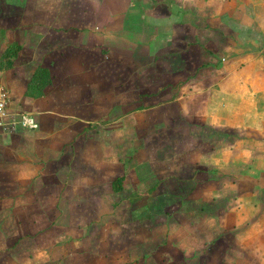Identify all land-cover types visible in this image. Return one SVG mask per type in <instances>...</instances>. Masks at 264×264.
<instances>
[{
  "label": "crops",
  "instance_id": "obj_1",
  "mask_svg": "<svg viewBox=\"0 0 264 264\" xmlns=\"http://www.w3.org/2000/svg\"><path fill=\"white\" fill-rule=\"evenodd\" d=\"M263 8L259 0H0V57L22 46L0 75L13 74L12 110L39 122L14 134L0 128V264H74L71 237L83 225L76 193L177 198L165 212L181 222L166 239L137 237L153 246L143 259L192 261L196 247L203 261L264 264L254 246L264 237L253 232L262 221ZM39 66L52 82L28 96ZM245 181L254 193H240ZM225 230L238 248L207 252L221 248Z\"/></svg>",
  "mask_w": 264,
  "mask_h": 264
},
{
  "label": "rangeland",
  "instance_id": "obj_2",
  "mask_svg": "<svg viewBox=\"0 0 264 264\" xmlns=\"http://www.w3.org/2000/svg\"><path fill=\"white\" fill-rule=\"evenodd\" d=\"M259 1L264 2V0ZM259 11L262 12L264 16V8L259 9ZM2 32L3 31L0 30V36ZM12 77V72H7L4 76L0 75V83L6 85L5 82H8L7 84H10V82H12ZM16 98L19 106L23 110L29 109L26 103H29L28 100H30V98H21V88H18V85H16ZM22 100L23 103H20ZM96 125H99V123ZM0 128L3 129L4 132H12L13 134L19 133L22 130H29L22 127L16 129ZM131 152L130 150V153ZM76 156H79V153H76ZM263 169L264 166H258V177L256 182V193H262L260 196H257L258 207H261L258 218H261L262 221L259 222L255 230H253V232H258L260 237H264V228L262 225L260 226V223L264 222ZM117 173L118 171H113L112 174L108 176V180L116 176ZM249 184H251V187L254 185L253 182H242L240 193H254V188L249 189ZM65 195L68 198L70 197V194ZM151 198L152 193H76V199L73 198V201L77 203L76 213H78V215H76V221L83 225L81 226L82 230H76L72 234L73 237H71L72 239L76 238V259L74 264H220L215 261L207 262L203 261V259L201 260L202 257L199 256V254H197V256L194 254L198 253L196 247H194L195 250H193V255H191L195 257L192 261L190 259V261H179V263H175V261L169 260L167 256L155 258L156 260L154 261L150 258L147 259L149 261L143 259L141 254H147L153 249V246H142V244H139L138 242L140 239L139 241L137 240L139 235L145 234V238L149 235L155 237L153 239L163 241V239H166V236H168V231H166L167 227L171 225L175 226V223L178 224V222H181L179 220L176 222L174 214L165 212L166 209L170 208V205L176 203L177 198H170L167 194L166 197L162 196L160 199L151 200ZM246 198L249 200L252 199V196L251 198ZM217 204L219 205L220 201L214 200L213 205ZM178 205L179 204L176 203V206ZM196 217H200V215ZM217 219L224 220L223 213L209 214V221L216 223ZM154 226L156 231L153 236ZM214 227L212 224V228ZM214 231L209 230L210 239L213 236L214 238L217 237ZM224 232L223 235L219 233L220 237H226L224 238V244L220 245L221 248L216 250L213 245L210 246L209 250L205 248L207 252L217 255V253H225L228 250L232 252L233 249L238 248L234 246L232 242L234 237L233 230H225ZM68 233H70V231H68ZM84 233L87 234L84 235ZM152 237L151 240H153ZM66 245L69 244H63L68 250ZM254 246H256L258 250V255L264 256V242L263 244ZM161 250L168 252L167 247L162 246ZM182 250L185 251V247H182ZM62 254L64 255V253ZM137 257L140 259H137Z\"/></svg>",
  "mask_w": 264,
  "mask_h": 264
},
{
  "label": "trees",
  "instance_id": "obj_3",
  "mask_svg": "<svg viewBox=\"0 0 264 264\" xmlns=\"http://www.w3.org/2000/svg\"><path fill=\"white\" fill-rule=\"evenodd\" d=\"M22 46L17 43H11L1 54L0 66L2 69H9L13 66L14 58L18 55ZM52 77L46 67L39 66L35 69L31 80L28 84L26 94L32 97H38L44 94V89L51 84ZM124 176L117 177L113 182V190L120 191L124 185Z\"/></svg>",
  "mask_w": 264,
  "mask_h": 264
},
{
  "label": "built area",
  "instance_id": "obj_4",
  "mask_svg": "<svg viewBox=\"0 0 264 264\" xmlns=\"http://www.w3.org/2000/svg\"><path fill=\"white\" fill-rule=\"evenodd\" d=\"M12 95L10 89L0 83V127L16 129L18 127L34 130L39 128V122L33 114L12 110Z\"/></svg>",
  "mask_w": 264,
  "mask_h": 264
}]
</instances>
